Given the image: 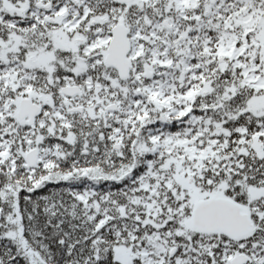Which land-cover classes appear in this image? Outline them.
Returning <instances> with one entry per match:
<instances>
[{
	"label": "snow or ice",
	"instance_id": "1",
	"mask_svg": "<svg viewBox=\"0 0 264 264\" xmlns=\"http://www.w3.org/2000/svg\"><path fill=\"white\" fill-rule=\"evenodd\" d=\"M0 264H264V0H0Z\"/></svg>",
	"mask_w": 264,
	"mask_h": 264
}]
</instances>
